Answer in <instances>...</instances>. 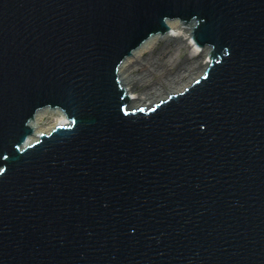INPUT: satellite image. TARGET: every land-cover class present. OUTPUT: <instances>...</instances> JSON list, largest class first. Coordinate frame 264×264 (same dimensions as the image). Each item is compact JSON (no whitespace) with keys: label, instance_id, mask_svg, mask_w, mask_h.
Here are the masks:
<instances>
[{"label":"water","instance_id":"obj_1","mask_svg":"<svg viewBox=\"0 0 264 264\" xmlns=\"http://www.w3.org/2000/svg\"><path fill=\"white\" fill-rule=\"evenodd\" d=\"M177 18L211 63L128 111ZM0 264H264V0H0Z\"/></svg>","mask_w":264,"mask_h":264},{"label":"bare ground","instance_id":"obj_2","mask_svg":"<svg viewBox=\"0 0 264 264\" xmlns=\"http://www.w3.org/2000/svg\"><path fill=\"white\" fill-rule=\"evenodd\" d=\"M170 26V30L166 33L168 39H166L164 43L169 44L171 49L176 48L183 52L182 60L169 64L167 69L166 62L169 59V53L164 51L163 49L159 50L162 44H159V49H156V54H154V59H149L151 57L145 58L143 57V52L150 48L151 40H147L141 48L135 50L133 52L134 57L137 58L136 61L137 68L134 64V70H128L125 72V68L129 63H131V57H128L121 64V77L119 80L120 86L130 94L132 103L128 106L129 109H139V108H150L151 105L159 102L158 98H163L164 94L167 96L176 94L180 91H183L189 88L194 82H196L200 77L205 74L204 73L199 76V69H202L205 64L207 67V57L210 53V48H205L199 50V46L197 43L191 42L190 32H184L183 36L181 35V26L182 21L170 20L166 21ZM163 41V40H161ZM192 49L190 54L186 53V50ZM151 49V48H150ZM171 49H168L169 51ZM159 50V51H158ZM151 51H153L151 49ZM155 53V52H154ZM142 54V55H141ZM201 54H204L203 60L198 58ZM132 55V56H133ZM141 55V56H140ZM206 69V68H205ZM203 70V69H202ZM137 72V73H136ZM192 74H196L195 78L192 77ZM196 76H199L196 78ZM158 77V82L161 81V87H157V85L152 84V89L145 90L146 88L145 79L155 80ZM166 78V81H164ZM189 79L187 82L180 84L179 86H175L179 81ZM157 82V83H158ZM159 85V83H158ZM169 92V93H168ZM168 93V94H167ZM134 95V96H133ZM136 96V97H135ZM157 101V102H156ZM155 102V103H154ZM153 103V104H152ZM127 108V110H129ZM66 122V118L62 113H53V112H42L39 111L35 114L34 119L29 123L33 128V134L29 135V142H34L39 139L41 134L49 133L52 129L57 127L58 125H62Z\"/></svg>","mask_w":264,"mask_h":264},{"label":"rangeland","instance_id":"obj_3","mask_svg":"<svg viewBox=\"0 0 264 264\" xmlns=\"http://www.w3.org/2000/svg\"><path fill=\"white\" fill-rule=\"evenodd\" d=\"M177 21H178V23L177 24H179V21H182V20H180V19H177ZM180 25H182L181 26V35L183 36L184 34V32H187V31H189V30H191L192 29V27L194 26L193 24H192V22L191 23H186V24H181V22H180ZM167 37V34H164V36H162V37H158V38H154V39H152L151 40V49L153 50V51H151V49L150 48H148V49H146L144 52H143V57H145V58H148V57H151V58H149V59H154V54H156L157 52H156V49H159L160 47L158 46L159 44H162L163 46H161V48L159 49V50H161V49H163L164 51H166V52H168L169 53V59H168V61L166 62V66H167V69H169L168 68V66H169V64H171V63H176V62H178V61H180V60H182V57H183V52L181 51V50H178V49H176V48H173V49H171V48H169L170 47V45L169 44H166V43H164L165 42V40L166 39H168V38H166ZM163 38H166V39H163ZM183 38H184V36H183ZM161 40H163V41H161ZM168 49H171L170 51L168 50ZM158 50V51H159ZM192 49L190 48V49H188L187 48V50H186V53L189 55L191 52ZM155 52V53H154ZM142 55V54H141ZM140 55V56H141ZM203 56H204V54H201L200 56H198V58H200L201 60H203ZM134 57V55L131 57V59H132V61H131V63H129L126 67H124L125 69V72L126 71H128V70H134L133 68H135L134 67V64H135V66H136V68H137V62L136 61H138V60H136L137 58H133ZM207 59H208V57H207ZM204 67L202 68V69H199V72H198V70H197V73H200L201 71H202V73H200L199 74V76H201L203 73H204V71H205V64L203 65ZM120 71H121V69H120V67L118 68V70H117V76H118V81H119V78L121 77V73H120ZM137 73V72H136ZM195 75L196 74H192V77H194L195 78ZM199 76H196V78H198ZM146 81H144L145 82V85H146V88L145 87H143V89H147V90H150V88L152 89V84H155V85H157V87L159 88V86L161 87V81L160 82H158V80H159V78L158 77H156L155 78V80H148V79H145ZM189 79H185V80H182V81H179L175 86H179L180 84H182V83H184V82H187ZM164 81H166V78H164ZM159 83V85H158V83ZM169 93V92H168ZM167 93V94H168ZM130 95V94H129ZM134 96V95H133ZM136 97V96H135ZM168 96L167 95H165L164 94V96H163V98L161 97V98H158V101H161V100H163V99H166ZM157 102V101H156ZM132 103V102H131ZM131 103H130V105H131ZM155 103V102H154ZM153 104V103H152Z\"/></svg>","mask_w":264,"mask_h":264}]
</instances>
